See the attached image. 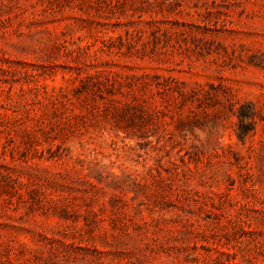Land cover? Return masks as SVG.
Returning a JSON list of instances; mask_svg holds the SVG:
<instances>
[{"label":"rangeland","instance_id":"obj_1","mask_svg":"<svg viewBox=\"0 0 264 264\" xmlns=\"http://www.w3.org/2000/svg\"><path fill=\"white\" fill-rule=\"evenodd\" d=\"M0 264H264V0H0Z\"/></svg>","mask_w":264,"mask_h":264}]
</instances>
